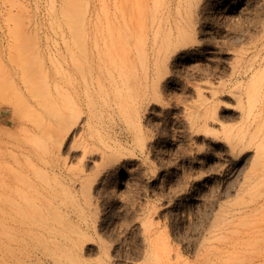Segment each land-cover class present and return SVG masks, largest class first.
I'll use <instances>...</instances> for the list:
<instances>
[{
    "label": "rangeland",
    "instance_id": "374dc122",
    "mask_svg": "<svg viewBox=\"0 0 264 264\" xmlns=\"http://www.w3.org/2000/svg\"><path fill=\"white\" fill-rule=\"evenodd\" d=\"M220 1L0 0V264H264V0Z\"/></svg>",
    "mask_w": 264,
    "mask_h": 264
},
{
    "label": "bare ground",
    "instance_id": "6f19581e",
    "mask_svg": "<svg viewBox=\"0 0 264 264\" xmlns=\"http://www.w3.org/2000/svg\"><path fill=\"white\" fill-rule=\"evenodd\" d=\"M233 1V2H232ZM222 2L231 3L233 5H237L241 2V0H221L219 3L220 5ZM240 6V5H239ZM245 6V5H244ZM96 7L95 5L91 8V4L89 5L88 13L90 16H94L96 14ZM241 9V8H240ZM73 37L70 41L66 42L67 54H73L78 51H84L85 57H90L89 51L91 53V57L94 59H101L102 58V46L104 44H107L106 41L110 38L112 35L111 32L105 31V27L103 25V22L97 23L95 21H89L88 23H81L76 21L73 26ZM62 49V48H61ZM63 54V53H62ZM59 68L61 69L63 67V63H58ZM71 66H74V63L68 62L67 67L71 68ZM62 71V70H61ZM61 76L63 77L62 72ZM57 96H58V103L59 106L63 104V94L65 90L63 91V87L61 86V83L57 84ZM62 120L65 121L63 118ZM65 123H61L60 127H64ZM145 231L148 234L149 237V251L151 254L157 255L159 252V244H158V233L151 230V226L148 225V227H145ZM213 250V248H210ZM248 257L246 258V262L244 264H253L257 262L261 258V250H253V251H247ZM209 254L213 255V251L209 252Z\"/></svg>",
    "mask_w": 264,
    "mask_h": 264
}]
</instances>
